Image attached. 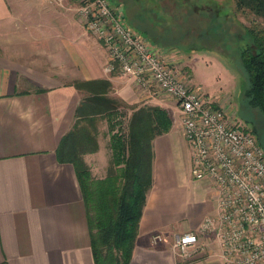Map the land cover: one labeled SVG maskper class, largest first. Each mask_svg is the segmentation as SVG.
<instances>
[{"label": "crops", "instance_id": "0c3cea01", "mask_svg": "<svg viewBox=\"0 0 264 264\" xmlns=\"http://www.w3.org/2000/svg\"><path fill=\"white\" fill-rule=\"evenodd\" d=\"M123 3L113 7L129 27L138 22L151 35L166 34L135 14L132 25ZM78 7V0L62 6L56 0H0V264H96L76 169L58 158L64 138L84 119L85 109L78 108L85 99L96 94L122 109L176 112L173 100L140 89L118 69L107 71L108 51L77 17ZM172 121L171 130L152 142L153 184L129 264H224L208 256L186 263L171 249L175 235L197 233L217 211L209 181L193 183L194 193L179 186L173 152L178 130L184 134L179 118ZM157 232L167 234L165 243L152 244Z\"/></svg>", "mask_w": 264, "mask_h": 264}, {"label": "built area", "instance_id": "2783aa9c", "mask_svg": "<svg viewBox=\"0 0 264 264\" xmlns=\"http://www.w3.org/2000/svg\"><path fill=\"white\" fill-rule=\"evenodd\" d=\"M78 2L84 27L108 51L107 71L118 69L140 89L174 101V119L193 152L192 176L213 186L216 213L197 233L175 235L174 254L186 263L208 256L224 264H264V148L254 131L241 127L231 97L212 98L190 85L176 50L161 49L129 27L110 0ZM167 238L157 232L151 241L159 245Z\"/></svg>", "mask_w": 264, "mask_h": 264}, {"label": "trees", "instance_id": "16d2710c", "mask_svg": "<svg viewBox=\"0 0 264 264\" xmlns=\"http://www.w3.org/2000/svg\"><path fill=\"white\" fill-rule=\"evenodd\" d=\"M123 1L125 3V0H114V3ZM222 2L226 9H229L231 2L232 11L229 9L230 12L225 13ZM200 3L202 4L195 7L194 20L201 17L208 21L204 20L205 27L204 23L199 21L201 26L199 31L216 25L217 18L221 17L222 22L219 24L221 34H217L218 38L214 40L223 44L227 36L222 33L235 36L234 42L239 49L242 69L246 71L248 77L246 100L251 107L264 113V28L244 27L243 36L235 31L231 32L229 28L230 23L235 21V8L238 11L249 10L258 17H264V0H202ZM126 6L129 8L126 18L133 25L130 18L134 17L133 8L137 6L132 8ZM221 12H224L223 16ZM142 26L136 22L135 28L139 29ZM141 30L158 46L161 45L157 42L161 36L151 35V31L145 27ZM116 103L96 94L85 99L78 108V113L81 108L85 109L84 119L75 123L72 131L64 138L58 154L60 162L71 163L76 169L87 208L96 264H129L147 195L153 184L152 142L156 137L169 132L173 126L168 110L159 106H142L133 108L125 124L126 130H122L123 128L117 125L118 115L130 108L122 109L119 107L120 104ZM98 116L104 118L111 132V170L101 179L93 177L83 158L86 153L83 149L84 143L90 142L96 136L94 125L97 124ZM252 130L257 134L255 129ZM80 135L85 137L81 138ZM93 218L98 223L101 238L99 250L95 248L91 228Z\"/></svg>", "mask_w": 264, "mask_h": 264}, {"label": "rangeland", "instance_id": "374dc122", "mask_svg": "<svg viewBox=\"0 0 264 264\" xmlns=\"http://www.w3.org/2000/svg\"><path fill=\"white\" fill-rule=\"evenodd\" d=\"M112 6L114 0H110ZM125 0L127 5L137 6L138 12L134 13L136 18L152 19L153 23L166 29V34L158 38L163 49L176 50L177 56L180 59L178 68L189 72L190 85L200 87L205 93L212 98L227 95L231 97L234 106V114L237 117L242 128L255 129L261 144L264 148V113L259 109L251 107L246 100V88L248 86V77L245 70L242 69V62L239 58V49L234 40V35L227 36L223 44L214 40L218 38L217 34H221L219 28L222 20L217 18V24L210 28H201L199 21L204 23L205 19L201 17L194 20L195 7L198 6L201 0ZM205 1V0H204ZM124 2V1H123ZM50 4L56 6V3L50 1ZM225 13L232 11V3L229 4V9L222 2ZM234 6V4H233ZM236 7V6H235ZM127 9L128 6H127ZM235 21L230 23L231 32L240 33L243 36L244 27L246 28H264V17H258L249 10L238 11L235 8ZM224 12H221L223 16ZM77 17H79L77 12ZM155 20V21H154ZM227 27L229 24L226 25ZM135 28V27H133ZM136 29L137 32H142L141 29ZM143 34V32H142ZM216 34V35H215ZM148 40L158 46L152 38L144 34ZM157 37V36H156ZM132 108L124 110L125 113L118 115L117 125L122 130H126L127 119L130 117ZM127 113V114H126ZM94 125L96 128V136L90 142L84 143L83 155L84 161L91 169L95 179H101L107 176L111 170V132L104 118L98 116ZM179 124V122H177ZM119 129V128H118ZM94 132V131H93ZM179 132L177 148L173 152L174 175L178 178L180 187L187 188L194 193V180L192 169V150L185 142ZM124 134V133H123ZM95 135V133H94ZM81 138L85 137L80 135ZM82 140V139H81ZM94 149V151H92ZM92 209L90 205L89 210ZM92 212L90 216H92ZM93 237L95 239V248H101V238L98 233V223L95 218L91 221Z\"/></svg>", "mask_w": 264, "mask_h": 264}, {"label": "flooded vegetation", "instance_id": "af4514ba", "mask_svg": "<svg viewBox=\"0 0 264 264\" xmlns=\"http://www.w3.org/2000/svg\"><path fill=\"white\" fill-rule=\"evenodd\" d=\"M207 21H208V20H205V22H207ZM205 22H204V24H203V25H204V27H205V25H206V24H205ZM229 28L231 29V27H230V26H229ZM158 37H159V36H158ZM251 130H252V129H251ZM252 131H253V130H252Z\"/></svg>", "mask_w": 264, "mask_h": 264}]
</instances>
